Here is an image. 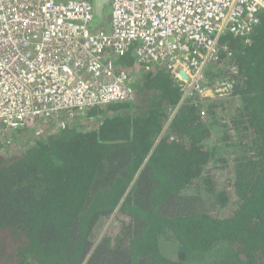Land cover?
<instances>
[{
	"label": "trees",
	"instance_id": "trees-1",
	"mask_svg": "<svg viewBox=\"0 0 264 264\" xmlns=\"http://www.w3.org/2000/svg\"><path fill=\"white\" fill-rule=\"evenodd\" d=\"M220 43L239 70L232 113L201 115L166 68L134 76L129 52L114 62L131 99L39 133L29 115L0 138V264H264V12ZM117 212L128 219L99 238Z\"/></svg>",
	"mask_w": 264,
	"mask_h": 264
},
{
	"label": "built area",
	"instance_id": "built-area-1",
	"mask_svg": "<svg viewBox=\"0 0 264 264\" xmlns=\"http://www.w3.org/2000/svg\"><path fill=\"white\" fill-rule=\"evenodd\" d=\"M109 4L105 30L90 27L91 0H0V138L29 115L39 133L47 121L64 129L67 112L131 99L133 75L114 62L129 52L138 69L170 71L182 99H200L205 115L233 96L239 73L222 57L221 35L248 33L264 12V0Z\"/></svg>",
	"mask_w": 264,
	"mask_h": 264
},
{
	"label": "rangeland",
	"instance_id": "rangeland-1",
	"mask_svg": "<svg viewBox=\"0 0 264 264\" xmlns=\"http://www.w3.org/2000/svg\"><path fill=\"white\" fill-rule=\"evenodd\" d=\"M93 2V0H91ZM110 4L105 5L104 8V15L102 18H98L96 15L94 16L93 21L90 23V27H97V28H103V29H109L110 25L107 22V16H109L110 14ZM121 55H117L116 57H119ZM136 70V71H134ZM139 71L138 68H133L132 67V74L134 76H136L137 72ZM235 97H232L231 99H226L223 102V105L226 104L225 107V111L228 113H232L236 108H234L236 106V102H235ZM227 100H229V102H227ZM234 109V110H233ZM225 112V113H226ZM215 181L217 182V188L221 189L222 187L226 186V184L228 183V174H227V170H220L215 172ZM121 216V218L123 217V219H125L124 217H126L125 215H122L120 213H115L110 219L109 221H107L106 223L102 224L99 226L98 228V233H100L99 238L103 235V234H115L117 233V231L114 229V220Z\"/></svg>",
	"mask_w": 264,
	"mask_h": 264
},
{
	"label": "water",
	"instance_id": "water-1",
	"mask_svg": "<svg viewBox=\"0 0 264 264\" xmlns=\"http://www.w3.org/2000/svg\"><path fill=\"white\" fill-rule=\"evenodd\" d=\"M109 3V0H93V4H94V8H95V14L98 13V11L102 12L103 9L105 8V5ZM109 22V21H108ZM182 76H184L183 73H181ZM123 218V217H122ZM121 216L117 217L115 220H114V223L115 226L117 224H120L121 223V220H122ZM125 219H128L127 217H124ZM118 232V231H117Z\"/></svg>",
	"mask_w": 264,
	"mask_h": 264
},
{
	"label": "flooded vegetation",
	"instance_id": "flooded-vegetation-1",
	"mask_svg": "<svg viewBox=\"0 0 264 264\" xmlns=\"http://www.w3.org/2000/svg\"><path fill=\"white\" fill-rule=\"evenodd\" d=\"M123 219V218H122ZM116 224V223H115ZM115 224H113L114 225V229L116 230V231H118L119 230V228H120V224H117L116 226H115Z\"/></svg>",
	"mask_w": 264,
	"mask_h": 264
},
{
	"label": "crops",
	"instance_id": "crops-1",
	"mask_svg": "<svg viewBox=\"0 0 264 264\" xmlns=\"http://www.w3.org/2000/svg\"><path fill=\"white\" fill-rule=\"evenodd\" d=\"M233 96H231V98H232ZM231 98H228V99H231Z\"/></svg>",
	"mask_w": 264,
	"mask_h": 264
},
{
	"label": "clouds",
	"instance_id": "clouds-1",
	"mask_svg": "<svg viewBox=\"0 0 264 264\" xmlns=\"http://www.w3.org/2000/svg\"><path fill=\"white\" fill-rule=\"evenodd\" d=\"M227 102H229V100H227Z\"/></svg>",
	"mask_w": 264,
	"mask_h": 264
}]
</instances>
